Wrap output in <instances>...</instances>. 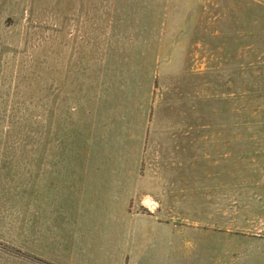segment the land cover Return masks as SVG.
Instances as JSON below:
<instances>
[{
  "label": "rangeland",
  "instance_id": "rangeland-1",
  "mask_svg": "<svg viewBox=\"0 0 264 264\" xmlns=\"http://www.w3.org/2000/svg\"><path fill=\"white\" fill-rule=\"evenodd\" d=\"M0 264H264V0H0Z\"/></svg>",
  "mask_w": 264,
  "mask_h": 264
}]
</instances>
